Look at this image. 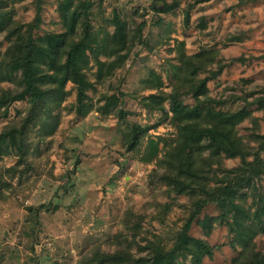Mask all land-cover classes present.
Segmentation results:
<instances>
[{
    "label": "rangeland",
    "instance_id": "obj_1",
    "mask_svg": "<svg viewBox=\"0 0 264 264\" xmlns=\"http://www.w3.org/2000/svg\"><path fill=\"white\" fill-rule=\"evenodd\" d=\"M177 2L163 11L164 0H0L1 10L13 14L10 26L37 23L35 38L66 31L65 16L74 12L80 21L71 37L81 35L87 23L99 38L113 33L117 15L131 35L138 29L142 34L121 50L122 62L113 49L102 51L100 62L119 61L105 78H99L91 57L85 66L90 86L82 101L77 85L67 81L63 95L39 106L26 96L1 107L0 264H112L98 256L119 246L149 254L143 248L150 241L171 248L198 195L210 198L199 188L195 196L177 192L162 179L179 131L171 111L174 92L189 106L247 113L236 130L250 146L246 159L254 161L264 142V106L258 101L264 98V0ZM9 45L8 32L0 27V95L3 89L22 90L21 71L10 70L4 60ZM186 57L203 60L197 77L207 79L209 99L197 100L185 81ZM148 78H153L149 84ZM150 94L162 97L164 109L143 105ZM209 153L206 148L204 155ZM259 153L260 165L243 171L251 183L241 185L236 197L251 211L264 194V149ZM223 156L221 166L213 162L206 168L213 190L228 181L227 171L242 164L240 156ZM222 214L208 201L190 228L192 236L215 247L202 264H230L241 250L231 244L233 233ZM250 249L264 260V231ZM175 263L194 264L182 252Z\"/></svg>",
    "mask_w": 264,
    "mask_h": 264
},
{
    "label": "trees",
    "instance_id": "obj_2",
    "mask_svg": "<svg viewBox=\"0 0 264 264\" xmlns=\"http://www.w3.org/2000/svg\"><path fill=\"white\" fill-rule=\"evenodd\" d=\"M164 1L163 11H170L178 6V0H174L171 5L166 0ZM87 8L88 6H85V9ZM185 14L187 22L190 13ZM40 19L41 7L38 5L36 20L40 21ZM64 21L66 31L35 38L32 35L33 28L37 26L35 21L10 26L15 22L12 12L3 11L0 7V27L8 32L10 38V45L7 49L8 57L4 60L10 70L21 71L22 84V90L17 92L10 89L2 90L0 109L26 96L30 98L33 105L39 106L46 100L63 95L62 86L67 81H72L77 85L79 101H82L86 89L90 86L85 66L89 64L91 57L98 63L99 78H105V74H112V70L119 61L122 62L126 58V54L121 55L120 52L126 47L129 39L135 42L142 37L141 29H138L135 35H131L125 24L119 20L118 15L116 21L113 20L115 31L100 36L102 38L98 37L99 33L94 32L89 23L86 24L81 35L71 37L80 21V15L76 12L71 17L65 16ZM26 25L28 27L25 34L23 29ZM106 49H113V54L118 55L119 61L100 62L98 57ZM63 58L65 60L61 61ZM202 63L203 60L201 62L192 57H186L183 66L185 81L199 101L202 97L209 99L207 79L197 77L198 70L205 66L200 67ZM48 69L53 72L49 74ZM9 74L14 73H6L8 77ZM152 79L148 78L146 82L149 84ZM171 98V111L179 131L176 141L170 144L172 160L165 167L162 179L177 192H188L191 196H195L198 195L197 189L199 188L203 193L209 194L210 198L207 200L204 196L198 195L196 209L184 224L171 248H166L159 242L150 241L143 248L149 250V254L136 255L130 249L119 246L112 253L102 252L98 256L99 260L112 264H176L175 259L182 252L191 257L194 264H202L205 256L214 255L215 247L206 239L192 236L189 231L202 207L208 201H213L223 209L221 220L228 224L230 232L233 233L231 244L241 248L237 255L232 257L230 264H264L261 253H253L250 249L254 238L264 231V227L259 226L260 223H264V194H259L253 211L236 202L240 189L252 181L251 177L244 176L243 171L247 170V167L256 169L260 165L259 151L264 149V142H261L260 147L254 152L255 159L251 163L246 159L250 146L243 141L236 130V125L245 119L247 113L242 111L227 113L217 111L210 106L202 107L199 104L189 106L183 104L176 92L171 94ZM161 101L162 97L157 94L142 98L143 105L151 109H164ZM258 101L261 106H264V98ZM133 131L136 132L133 133L132 141L136 139L137 143L139 133L135 129ZM151 146L157 149L155 144ZM206 148L210 152L208 156L204 155ZM224 154L227 157L240 156L242 164L227 171L228 179L226 180L228 181H221L222 184L213 190L207 184L210 180V171L206 168H211L213 162L221 166ZM237 172L239 174L237 178L233 180L229 178L230 173ZM207 221L204 218L201 223L207 226ZM249 221L253 223H248Z\"/></svg>",
    "mask_w": 264,
    "mask_h": 264
}]
</instances>
